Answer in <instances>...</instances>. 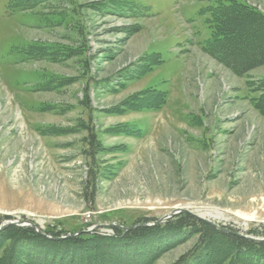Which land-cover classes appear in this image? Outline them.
<instances>
[{
  "label": "rangeland",
  "instance_id": "rangeland-1",
  "mask_svg": "<svg viewBox=\"0 0 264 264\" xmlns=\"http://www.w3.org/2000/svg\"><path fill=\"white\" fill-rule=\"evenodd\" d=\"M37 1L0 0L3 224L109 235L183 207L263 238L264 64L236 75L202 48L209 7L230 0ZM238 1L264 14V0ZM91 129L93 206L83 194ZM195 242L151 264H173Z\"/></svg>",
  "mask_w": 264,
  "mask_h": 264
},
{
  "label": "trees",
  "instance_id": "trees-1",
  "mask_svg": "<svg viewBox=\"0 0 264 264\" xmlns=\"http://www.w3.org/2000/svg\"><path fill=\"white\" fill-rule=\"evenodd\" d=\"M96 5L103 7L105 2ZM24 9L29 8L24 5ZM209 10L212 34L203 50L236 75L263 65L264 14L238 0L210 6ZM257 89L264 91V81ZM159 95L162 93H156ZM256 107L264 114V94ZM86 139L89 168L83 194L93 206L101 180L97 158L100 143L92 129ZM9 218L0 213V227ZM150 220L156 219L140 218L131 226L112 227L113 234L109 235L77 230H50L46 234L32 226L7 224L0 229V264H151L163 251L190 237H196L194 246L173 264H264V240L218 228L189 212L159 224L148 225Z\"/></svg>",
  "mask_w": 264,
  "mask_h": 264
},
{
  "label": "water",
  "instance_id": "water-1",
  "mask_svg": "<svg viewBox=\"0 0 264 264\" xmlns=\"http://www.w3.org/2000/svg\"><path fill=\"white\" fill-rule=\"evenodd\" d=\"M181 212H189V213H191V214L197 216L198 218H201V219L206 220L207 222L211 223L212 225H214V226H216V227H218V228L224 229L223 227H221L218 223L214 222L213 220H211V219H207V218H203V217H201V216H199V215H196V214L192 213L190 210H188V209H186V208H183V207H179V208H176V209L172 210V211H171L169 214H167L166 216L160 218V219L157 220L156 222H154V223H152V224H149V225H154V224H159V223H161V222H164V221L168 220L169 218L173 217L174 215L179 214V213H181ZM7 224H16V225H20V226H32L33 228L36 229V231H38L37 228H36L37 226L35 225V223L29 222V221L26 222V221H23V220H20V221H19V220H15V221H7V222H5L4 224H2V226L0 227V229H1L2 227H4L5 225H7ZM115 226H117V227H122V226L117 225V224H111V227H115ZM88 231H91V229H89ZM38 232H39V231H38ZM78 233H80V232H78ZM238 234H239V235H243V234H241V233H238ZM243 236H245V237H247V238H250V239H253V240H264V237H263V238H255V237H252V236H246V235H243Z\"/></svg>",
  "mask_w": 264,
  "mask_h": 264
}]
</instances>
